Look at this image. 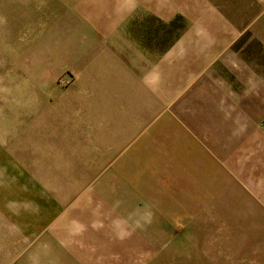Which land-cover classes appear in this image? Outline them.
Returning <instances> with one entry per match:
<instances>
[{
	"label": "crops",
	"instance_id": "1",
	"mask_svg": "<svg viewBox=\"0 0 264 264\" xmlns=\"http://www.w3.org/2000/svg\"><path fill=\"white\" fill-rule=\"evenodd\" d=\"M263 6L264 0L104 3L85 44L101 37L119 54L115 61L77 65L76 104L63 99L22 110L17 123L0 125V264H182L175 238L166 251V230L199 216L167 222L159 207L166 202L157 196L178 197L199 214L213 211L210 198L221 188L229 190L227 165L246 146L245 112L228 106L229 77L211 63L239 28L264 21ZM139 12L164 20L182 14L189 22L154 62L122 34L131 23L125 20ZM144 199L150 212L137 219L135 201L142 209ZM186 258L198 264L196 255Z\"/></svg>",
	"mask_w": 264,
	"mask_h": 264
},
{
	"label": "rangeland",
	"instance_id": "2",
	"mask_svg": "<svg viewBox=\"0 0 264 264\" xmlns=\"http://www.w3.org/2000/svg\"><path fill=\"white\" fill-rule=\"evenodd\" d=\"M104 3L109 0H0V125L17 123L16 115L22 110L32 113L67 99L76 104L77 65L115 61L117 52L110 45L104 48L101 37L85 44ZM259 11L262 18L264 6ZM131 18L125 20L131 23L122 34L150 62L163 55L189 24L182 14L164 20L139 12ZM259 22L260 18L251 20L239 28L236 38L211 63L219 76L229 77L228 106L234 112H245L246 146L227 165L230 191L221 188L210 198L214 212L199 214L195 207L182 205L178 197L157 196L166 202L157 206L167 222L199 216L196 220L200 221L192 225L203 228L223 221L221 227L210 230L195 229L187 221L167 228L166 251L169 254V243L175 238L173 247L181 249L182 264L186 256L193 260L195 255L198 264H264V21ZM2 130L4 135L11 134ZM144 201L142 209L135 201L133 216L137 219L150 212L149 202Z\"/></svg>",
	"mask_w": 264,
	"mask_h": 264
}]
</instances>
